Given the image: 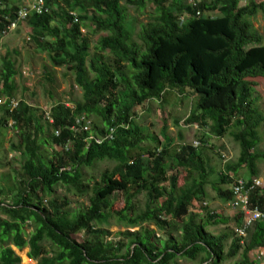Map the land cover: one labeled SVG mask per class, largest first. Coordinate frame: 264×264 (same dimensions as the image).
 <instances>
[{"label":"trees","instance_id":"1","mask_svg":"<svg viewBox=\"0 0 264 264\" xmlns=\"http://www.w3.org/2000/svg\"><path fill=\"white\" fill-rule=\"evenodd\" d=\"M44 1L49 13L29 18L32 33L28 42L47 55L52 67L64 66L74 75L84 101L76 111L58 102L51 110L53 124L48 122L53 133L49 140L39 141L44 127L35 107L19 102L11 111L19 72L10 51L1 59L0 97L6 104L0 106V131L14 122V131L20 130V144L13 150H20L25 161L16 200L12 204L7 199L0 201V211L9 217L0 216V240L10 241L20 250L29 247V257L38 264H172L181 258L224 264L238 256L237 264H253L250 254L264 250V219L242 239L235 233L243 224L240 214L228 217L208 212V221H203L194 208L207 200L210 183L219 198L229 203L235 181L242 179L248 181L244 191L250 192L251 205L264 211V188L250 189L259 175L258 164L264 162V151L255 150L261 141L257 130L264 125V115L253 107L254 84L249 81L264 79V37L251 21L253 16L264 15V1L196 0L194 6L190 0H151L156 13L137 34L139 41L128 22L126 6L143 9L148 0ZM8 2L0 0V38L17 19L18 7ZM216 12L221 16H214ZM95 36H100L98 53L90 59ZM100 51L112 54L114 65ZM171 95L181 101L189 95L198 97L187 125L204 128L209 121L211 134L217 138L236 127L232 138L240 155L235 163H226L221 173V181H228L229 188L212 182L214 167L202 150L163 145L158 138L145 136L137 123V109L148 108L150 103L162 106ZM80 115L96 117L101 126L82 135L68 130ZM148 139L157 147H145ZM48 143L64 153L55 152L56 162H47L40 154L42 144ZM2 156L1 151L0 167ZM104 161L116 166L102 172L88 208L69 217L45 206V197L58 184L79 196L89 194L91 184L83 169ZM242 166L249 178L238 175ZM181 168L186 173L182 185ZM118 191L125 192L126 207L116 212L111 199ZM143 192L149 200L137 212L134 201ZM203 209L205 212L207 207ZM113 220L128 229L120 233L119 241L110 240L107 225ZM29 222H34L35 231L26 238L24 227ZM151 225L161 233L159 238ZM210 225L226 226L230 236H213L207 230ZM138 227V231H130ZM84 231L89 237L78 243L74 236ZM224 240L231 241L226 252ZM45 242L58 248L53 257H48ZM0 264H21V259L11 247H2Z\"/></svg>","mask_w":264,"mask_h":264},{"label":"rangeland","instance_id":"2","mask_svg":"<svg viewBox=\"0 0 264 264\" xmlns=\"http://www.w3.org/2000/svg\"><path fill=\"white\" fill-rule=\"evenodd\" d=\"M23 0H9L8 3H13L17 6V3H21ZM165 2H171L172 0H163ZM256 2H261L264 0H254ZM122 3H125L123 1ZM242 5H244L242 1ZM128 22L134 32V38L138 40L137 34L140 32L143 25L151 22L155 16L154 2L148 0L146 2V7L141 9L136 5H128ZM216 17L221 15L216 12L214 14ZM264 15L258 14L251 18L254 29L261 33L264 37ZM89 17H91L89 15ZM91 19V18H90ZM127 22V26H129ZM31 28L28 25L20 28L17 31L10 32L3 40L0 42V63L1 59L6 55L8 51L11 52L12 58L16 62V66L19 75L15 78L16 91L14 93L15 101L26 102L28 105L35 107L36 116L42 119V125L44 127L43 134L38 135L39 141L42 139H48L53 133L50 128L49 123L46 120V114L51 113L52 109L58 104V102L65 104L69 110L74 111L77 109V105L84 101V92L75 83V77L72 73L68 71L66 67H52L51 61L44 55L38 52L34 46L30 44L29 38L31 36ZM100 36H95L92 41L91 56L94 57L98 53L97 43ZM102 55H105L108 62L114 65L115 58L107 51H100ZM125 74L130 76L128 70H125ZM254 84V94H253V107L257 109L259 113L264 115V79L256 78L249 79ZM2 85H0V90ZM5 99H1L2 102ZM167 101V100H165ZM198 101V97L189 95L185 100H179L176 96H169V100L165 102L162 106L155 105L153 103L149 104V107L144 105L139 107L136 111V115L140 116L137 122L142 129L146 137L158 138L161 144L168 145L172 147L180 146H195V149L202 150L204 153V158L214 167V172L211 177L212 182H216V186L222 187L224 189L230 187V183L226 181L225 183L221 181L222 179V169L227 163H235L240 155V147L238 143L232 138V135L237 132L236 127L230 129L228 134L224 138H217L211 134V123L207 121V125L204 128H200L198 125H187V119L190 117L193 107ZM148 106V104H147ZM0 112V118L2 117ZM95 125L101 126L100 121L96 118H92ZM20 130L17 131L8 126L4 127L3 132L0 131V152L2 151V167H0V201L7 199L8 204H12L16 200V194L19 189H22L20 184L22 177V167L25 161V157L19 150H13L14 147H18L20 144L19 137ZM259 139L258 145L255 150L262 152L264 151V125L257 130ZM34 133V129H31V134ZM55 136V135H54ZM206 138V142H202V139ZM203 143L200 147H196L197 143ZM208 147H203L207 146ZM145 147L154 148L157 144L149 140L145 142ZM203 147V148H202ZM61 149V148H60ZM59 147H54V144H42L41 146V156L47 161L56 162L55 152L64 155ZM63 150V148H62ZM64 151V150H63ZM116 166V163L111 161L99 162L95 166L83 169L86 173V182L91 184L89 194L85 196H79L77 192L73 189L68 190L67 187L60 184L54 187L51 195L46 196L44 199V204L49 208L51 212L63 211L69 215V217L75 216L80 211H84L89 207L91 203V197L94 194V186L101 179V174L107 169H112ZM180 185L184 184L186 176L185 170L180 169ZM247 169L242 166L238 175L244 178H249L246 173ZM258 177L264 178V162L258 164ZM169 173H172L170 170ZM207 200L202 205L196 204L194 212L200 215L198 220L208 221L207 213H215L221 216L232 217L234 215L233 211L229 207V203H224L217 194V190L213 184H209L207 187ZM5 196L10 198H5ZM149 200V196L146 192H143L135 201L134 207L137 212L145 209V206ZM114 211H122L126 207V194L124 191H118L113 195L111 199ZM203 207H207L204 212ZM0 216L4 219L9 218L3 211H0ZM111 230L110 240L119 241L121 239L120 233H125L128 229L125 226H121L116 220L112 221L111 225H107ZM140 227L130 229L131 232L138 231ZM150 229L157 232L161 236V233L157 231L155 225H151ZM207 230L215 237H225L230 236V230L224 225L212 226L210 225ZM35 231L34 222H29L24 227V232L26 238ZM1 236V234H0ZM88 233L86 231L74 236V239L78 243H83L88 238ZM1 239V238H0ZM163 239V238H162ZM225 252L229 248L231 243L230 240H224ZM44 246L46 251L49 252L48 257H53L55 253L59 250L57 247L52 245L50 242H45ZM2 247H11L15 254L21 258V264H38V260H34L29 257L30 248L26 247L22 250L13 245L12 242L6 241L2 242L0 240V249ZM181 256V255H180ZM251 256V254H250ZM30 259H29V258ZM240 256L235 259L227 260L224 264H237L240 262ZM172 264H199L198 261H191L187 259H179L177 262Z\"/></svg>","mask_w":264,"mask_h":264},{"label":"built area","instance_id":"3","mask_svg":"<svg viewBox=\"0 0 264 264\" xmlns=\"http://www.w3.org/2000/svg\"><path fill=\"white\" fill-rule=\"evenodd\" d=\"M24 2V7H22L16 15V21L12 22L8 28H5L7 30L3 32V39L1 38L0 42L3 43L4 38L10 32L17 31L18 29L27 25L29 18H31L32 16H44V14L49 13V10L46 8L47 3L44 0H26ZM190 2L192 3V5H196V0H190ZM5 104L6 100H3L2 102L0 101V106H4ZM10 107L11 111L16 110L19 107V101H11ZM66 108L68 107L66 106ZM74 111H76V109ZM45 117L47 122L53 124L51 120V113L46 114ZM8 125L12 127L14 125V122L10 121ZM93 126L94 121L92 119L80 115L75 119L74 125L68 130L81 135L90 134L93 131ZM58 135L59 132L55 131V136ZM99 143H101V140H99ZM69 146L70 145L67 144L64 149L68 150ZM196 147H199L198 143ZM247 183L248 181L242 179H237L235 181V184L232 187V200L229 202V207L233 211V213L240 214L243 218L242 226L235 229L236 235L242 239H245L247 237V231L249 228L253 227V225H255L257 221L264 219V211L258 205L252 206L250 203V200H252L250 192L244 191ZM263 187L264 179L257 178L253 180L250 189L253 190ZM242 243L244 244V241ZM250 257L254 260L253 264H264V250H258L255 253H252Z\"/></svg>","mask_w":264,"mask_h":264},{"label":"crops","instance_id":"4","mask_svg":"<svg viewBox=\"0 0 264 264\" xmlns=\"http://www.w3.org/2000/svg\"><path fill=\"white\" fill-rule=\"evenodd\" d=\"M18 7V11L22 8V7H24V3H23V5H21V6H17ZM17 11V12H18ZM6 21H8L7 19H5ZM28 25V24H27ZM1 38L3 39V36L1 35ZM0 38V39H1ZM12 250H13V248H11ZM19 250V249H18ZM21 259V258H20ZM21 262H22V260H21Z\"/></svg>","mask_w":264,"mask_h":264},{"label":"clouds","instance_id":"5","mask_svg":"<svg viewBox=\"0 0 264 264\" xmlns=\"http://www.w3.org/2000/svg\"><path fill=\"white\" fill-rule=\"evenodd\" d=\"M193 148L195 149V147L193 146ZM258 178H261V177H258ZM264 179V178H263ZM264 188V187H263ZM263 188H258V189H263ZM205 205H206V203H205Z\"/></svg>","mask_w":264,"mask_h":264}]
</instances>
